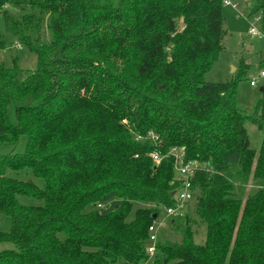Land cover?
Here are the masks:
<instances>
[{
	"label": "trees",
	"instance_id": "1",
	"mask_svg": "<svg viewBox=\"0 0 264 264\" xmlns=\"http://www.w3.org/2000/svg\"><path fill=\"white\" fill-rule=\"evenodd\" d=\"M241 1L264 31V0ZM6 2L4 30L38 66L0 64V264H264V88L249 115L237 78L204 80L222 0ZM173 149L202 165L195 217H166L180 239L162 224L150 256L148 227L175 205Z\"/></svg>",
	"mask_w": 264,
	"mask_h": 264
},
{
	"label": "rangeland",
	"instance_id": "2",
	"mask_svg": "<svg viewBox=\"0 0 264 264\" xmlns=\"http://www.w3.org/2000/svg\"><path fill=\"white\" fill-rule=\"evenodd\" d=\"M5 2L7 0H1ZM7 6V5H6ZM8 7V6H7ZM238 11L230 6L222 5V18L225 36L223 39V51L213 62L211 68L204 74L206 82H225L237 78L236 83V100L238 106L245 110L249 115H252L254 107L258 100L262 98L263 93L260 88H264V80L259 76L260 71L264 70V53L262 52V44L264 41L253 36L249 29L254 26L259 28L258 15L251 17L247 16L245 3L241 0L238 2ZM12 14H18L19 11L15 8H10ZM0 33L4 34L11 40V46L4 50H0V64L6 67H12L14 64L25 70H35L38 66V60L35 53L29 51L26 47H18L12 39L11 35L4 30L3 20L0 17ZM241 59L247 64L244 73H239ZM254 80L256 85H250V81ZM21 103H10L7 108V116L10 122H15V107L22 105ZM245 128L249 137L250 146L258 150L261 142V131L250 121L245 122ZM23 144L21 143L17 151H22ZM9 150L8 147L0 146V153H5ZM138 205H141L137 203ZM133 208L130 218L134 214ZM194 202H189L186 212L190 217H195L193 212ZM143 205V204H142ZM164 209L159 212V217H165ZM163 223L161 232L164 236L172 241L180 239V234L170 228L169 224ZM195 230V242L202 243L205 239V224L198 221L193 225Z\"/></svg>",
	"mask_w": 264,
	"mask_h": 264
},
{
	"label": "built area",
	"instance_id": "3",
	"mask_svg": "<svg viewBox=\"0 0 264 264\" xmlns=\"http://www.w3.org/2000/svg\"><path fill=\"white\" fill-rule=\"evenodd\" d=\"M238 2L239 0H222L224 5L230 6L234 10L238 11ZM250 33L257 37L258 39L264 40V31L257 29L252 26L249 29ZM18 45V44H16ZM20 47V45H18ZM259 76L264 80V70L260 71ZM250 85L255 86L256 83L254 80L250 81ZM174 153V171L176 180L179 182L177 189L174 191V203L172 207H167L164 209L165 217H158L156 221L151 223L148 227L149 240L147 245V253L151 256L155 251V244L160 228L162 227L163 220L166 217H181L184 215L187 209L189 202H194L196 199V190L191 186V179L193 178L195 171L202 167L200 163L196 160H184L182 153H177L175 149L172 150ZM155 164H158L161 160V156L157 151L150 153ZM100 206V205H99ZM101 207V206H100Z\"/></svg>",
	"mask_w": 264,
	"mask_h": 264
},
{
	"label": "crops",
	"instance_id": "4",
	"mask_svg": "<svg viewBox=\"0 0 264 264\" xmlns=\"http://www.w3.org/2000/svg\"><path fill=\"white\" fill-rule=\"evenodd\" d=\"M245 8H246V4H245ZM262 41H264V40H262ZM261 46H262V50H263L262 52L264 53V45L262 44Z\"/></svg>",
	"mask_w": 264,
	"mask_h": 264
},
{
	"label": "water",
	"instance_id": "5",
	"mask_svg": "<svg viewBox=\"0 0 264 264\" xmlns=\"http://www.w3.org/2000/svg\"><path fill=\"white\" fill-rule=\"evenodd\" d=\"M260 91H262V88H260ZM172 195H174V191L172 192Z\"/></svg>",
	"mask_w": 264,
	"mask_h": 264
}]
</instances>
